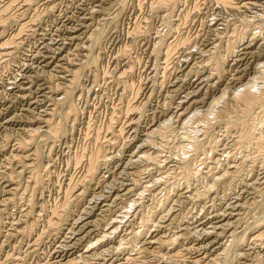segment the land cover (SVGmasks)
<instances>
[{"label":"rangeland","instance_id":"1","mask_svg":"<svg viewBox=\"0 0 264 264\" xmlns=\"http://www.w3.org/2000/svg\"><path fill=\"white\" fill-rule=\"evenodd\" d=\"M28 1H31V7L25 0H0V45L11 36H16L19 42L18 49L11 50V56L0 55V146L4 147L0 152V264H64L66 259L83 249L69 236L74 222L85 217L91 209V197L102 190V186L109 185L110 190L109 183L117 172L130 170L131 166L125 164H129L148 132L167 118H177L174 112H166V108L175 109L181 100L191 95L202 102L192 106L190 111L206 109L226 85L233 90L247 82L253 76L255 66L264 60V30L257 31L260 32L257 34L263 53L253 49L251 55H242L237 64L226 66V75L220 83L206 86V92L198 90L196 75L186 80L178 78L185 74L183 66L186 64L183 63L188 60L187 64L192 63L195 58L199 61L202 58L200 48L211 41L215 43L212 46L221 44L219 52L225 55L227 43L236 38L234 27H237L238 36L247 27L243 15L246 19H257L251 18L260 26H264V21H258L254 13L257 10L219 11L215 2L218 0H175L176 3L174 0H162L164 4L161 0ZM221 21L229 22L231 26L225 30L222 25H217ZM27 22L28 27L18 33L21 25ZM99 36H102L100 40ZM49 42L50 49H44L43 46ZM166 50L171 51L170 59H166ZM37 52L41 53L40 56ZM207 57L203 62H207ZM215 67L207 66L206 70L216 72ZM82 68L81 76L73 82L72 74ZM164 73L165 76L172 74L171 79L165 80ZM232 77L238 80L232 81ZM69 93L78 107L75 123L68 120L65 123L64 120L65 102L70 99L66 95ZM233 106L228 108L227 120L231 116L235 119L242 115ZM256 115L252 123L257 125L252 126L260 131L264 113L258 110ZM176 121L175 124L180 123ZM55 124L64 125L66 132L59 136L52 134L50 128ZM215 124L210 123L211 126L199 134L200 138L206 136L207 139L198 146L202 151H193L194 161L192 159L191 162L199 164L202 159L208 157L209 161L211 156H215L211 153L217 150L215 140L222 137L221 133L226 129L222 123ZM257 151V148L252 149L249 155L256 156L258 162H246L245 169L241 168L245 176L251 164L258 165V168L252 170L250 176L255 173L264 176V155L260 156ZM92 154H95L94 158L99 157L95 162V178L88 172ZM190 159L186 158V161ZM204 169L208 170L207 167ZM35 171H38V177L33 175ZM69 187H72V195L66 206L64 200ZM80 188L87 193L82 194ZM223 188V184L216 186L214 193L207 197L209 204L219 203ZM236 192H242L240 186L236 187ZM257 193L243 195L252 202L241 212L240 222L233 228L234 238L239 236V239L233 238L232 231L225 232L219 242L212 244L209 241L215 237L208 239L186 234L184 239L179 234V239L176 237L178 241L171 248H164V256L156 258V253L139 254L124 248L119 258L130 253L137 256L134 264H143L142 261L144 264H248L256 257V261L249 264H264V235L258 236L259 232L264 234V227L259 226L264 225V196ZM81 202L84 206L78 209ZM189 206L192 204L178 212L184 215ZM55 208L60 215L55 214ZM64 208H69V212L61 211ZM206 209L203 215L209 213L210 209ZM197 210L194 214L200 213ZM179 225H174L172 230L177 231ZM30 226L34 227L27 235L26 230ZM244 235L251 248L248 262L235 253V245ZM232 240L237 243L233 245ZM230 243L233 245L231 251L228 250ZM173 252H177L176 257L171 254ZM226 254L228 257H224ZM250 254L254 255L253 258ZM259 256L263 261L259 262ZM214 258L218 260L214 261ZM114 259L115 256L108 258V264Z\"/></svg>","mask_w":264,"mask_h":264},{"label":"bare ground","instance_id":"2","mask_svg":"<svg viewBox=\"0 0 264 264\" xmlns=\"http://www.w3.org/2000/svg\"><path fill=\"white\" fill-rule=\"evenodd\" d=\"M25 1L27 3L31 2L28 0ZM215 2H217L216 5L218 4L219 11L220 10L223 11V9L225 10L230 9L232 12L234 10L240 12L243 8L246 11L253 10L254 12V10H257L254 13H256L257 16L256 15L255 16L258 18V21H264V0H218ZM31 4L32 3L29 4L30 7ZM120 4L122 5V2ZM169 6H171V4ZM260 11L263 12L259 13ZM243 16H244L243 18L247 21L246 24L247 27L245 28V30L242 29L243 30L242 34L238 36L236 33L238 32L236 31L237 27L233 25L235 26L233 29V33L236 34V38H234V40L231 39L232 41L229 40V42L227 43L228 48L226 49L227 51L225 55H222V53L219 52L222 47L221 44L219 45L217 44V46L216 45L212 46L211 45L213 43L212 41L206 42L204 43V47L202 49L200 48L199 51V53L201 52L202 58L199 59V61H196V59L198 60V58H195L194 62L189 64H187L189 60L186 63H183L186 64V66H183L184 68L183 70L185 71L184 72L185 74L178 78H185L186 80L189 77L196 75L194 76L197 78L195 79L196 80L195 84L200 92H204L207 85L213 86L216 82L220 83L222 81V78L226 75L225 74L227 71L226 66H231L232 64L238 62L242 55L250 54L251 50L253 49H256L255 52H257L258 50L260 53L261 52L263 53L261 49L262 42L261 39L258 37L259 35L257 34L260 32L257 31L264 30V26L263 25L260 26L259 25L260 23L258 24L257 22H254V20L257 19H254L252 17L251 18L254 20H252L251 18L246 19L245 15ZM226 20L227 19H225V21ZM227 21L230 22L231 20L229 19ZM229 22L221 21V23L217 25H222L224 28H226L225 30H227L228 27L231 26ZM240 23L242 24L243 22ZM27 24L28 22L23 23L19 28L18 33H22L28 27ZM243 24L245 25V23ZM216 29H218V27ZM213 30H215V28ZM101 33L102 35L104 34V32ZM216 37H218V35ZM101 38L102 36H99L98 39L100 40ZM18 43L19 42L17 41L16 36L13 37L11 36L10 39L3 40V42H1L0 45V49H1L0 52H2L0 53V55H3L5 57L11 56L13 54V51L11 50L14 49L15 51L16 49H18V45H17ZM93 46L94 45H92V47ZM43 48L50 49V42L45 44ZM75 53L73 52V54ZM165 53H166L165 55L167 56L166 59H168V57L170 59L169 54H171V51L169 53L168 50H166ZM40 54L38 53L37 55L40 56ZM190 55L189 57H192L194 54L192 56ZM206 56H208L207 57L208 59L207 62L205 63L203 62V59ZM43 57H46L45 54ZM62 57L67 58L68 56H62ZM97 62L98 60L95 63ZM50 63L51 61L47 62L46 65H49ZM213 65L216 66L215 71L216 70L217 71L214 72L213 70L208 72V70H206L207 66H213ZM83 70L84 68L79 69L78 71L72 74L73 82H76L79 79ZM171 76L172 74H170L169 76H165L164 73L163 75L165 80H167L168 78L171 79ZM236 79L237 78H233L232 81H235ZM227 80L230 81V78H228ZM209 81L211 82L209 83ZM220 92H219L220 95H218L216 98L211 100V102H209L206 109H202V110L198 109L195 111H190L192 106L202 102L200 101L201 99L198 100L196 96H191L190 94H189L190 97L189 96H186V98L184 97L185 99L181 100L178 107H176L175 109H171L169 106L166 108V112H174L176 114L177 117L176 122H180V123L175 124L176 119L174 120L172 117H170L162 121L159 125L155 126L150 132H148L147 138H145L141 143H139L140 145L138 146V151L134 152L135 153L134 156H131L132 158H130L131 160H129V164H125L131 166V167L129 166L130 170L129 171L123 170L117 172L115 179L111 181L112 183H109L110 190H108L109 185L105 187L102 186L103 189L102 190L100 189V191L98 192L96 191L95 194L91 197L90 199L91 209L87 212L86 216L77 219L73 225L72 222L70 221V225H72V228L70 230L69 238L71 240H74L75 244L82 245L83 249H81L77 255L75 253L72 258L68 260L66 259L65 260L66 262L64 261L65 262L64 264H79L78 261H82L84 264H108V258L112 256L113 257L115 256V259L112 263L110 262L111 264H134L135 263L134 261L137 257V256L135 257L136 254L129 253V256L126 257L122 256L121 258H119V256L121 255L120 253L123 251L124 248H127L131 252L138 251L139 254L141 253L147 255L150 253H156V258H157V256L166 255L163 253L164 248L166 249H168L169 247L171 248L175 244V241L177 240L176 237H178L179 239V236H177L179 234L180 235L182 234L181 237H184L183 235L186 234H192L193 237L194 235L196 237L201 235V237L205 236V238L207 237L208 239L209 237H215L216 239H212L213 241L211 240L209 241L211 242V244L213 242H219L223 234L225 235V232L228 231H232L233 234L231 232L230 233L231 235H233L234 238L235 232L233 228L238 224V222H240L239 216L241 215V212L245 209V207H248L252 202V201L248 202L249 200H247L243 195L248 196L254 193L258 194L257 192H259L264 196V176H260L261 174L258 175L259 173L257 175L255 173L250 176L252 170L258 168V165L253 166L251 164L249 166L248 164V166L251 167L250 171L249 173H246V176L243 174V170L245 169L244 164L246 162L257 161L256 156L253 157L249 155V152L252 149L257 148L259 151V152L257 151V153L260 156L264 155V124H261L262 125L261 130L258 128L260 131H258L257 129L255 130V127L252 126L255 124L252 123V120H254L255 116H257L256 112L259 110L264 113V60L255 66V68L253 69V76L247 82H244L242 85H240L239 87L233 90L228 88V86L226 85L224 89ZM66 97L70 99L65 102L66 103V109L64 112L65 123H67V120L69 122L71 121L72 123H75V121L77 120L76 118L78 117V107L73 101L72 95L70 93L67 94ZM231 105L232 106L235 105L233 106V108L237 107L238 109V110L236 109L238 111L237 113L240 112L242 113V115L236 117L235 119L233 118L234 116L232 117L230 115L231 119L230 120L228 119L229 120L228 121L227 120L228 117H226V115L227 113L230 112L228 111L229 110L228 108L231 107ZM255 109L258 110L255 111ZM232 115L235 114L233 113ZM212 117L215 118L212 119ZM224 118H226L225 119L226 122ZM210 123L213 124L219 123V125H221L222 123V126L226 128L225 131L221 133L222 137L220 138L217 137L215 140V143H217L218 148L217 145H215L217 150H214L215 149L214 148L212 149L214 151H211L212 154L215 153V156L213 157L211 156L212 154L211 155L209 154L211 156L210 157L211 160L207 161L209 159L207 157L208 159L204 158L201 161H199L200 162L199 164H196L195 162H191L194 156L193 151H197V149H199L198 146L205 143V140L207 139L206 136H203L204 137L203 138L202 134H201L202 138H200L199 134L203 132L204 131L203 129L207 128V126L210 125ZM249 125L251 127H254V129L250 128ZM63 128H65L64 125L59 126L58 124H55L54 127L50 128V132L52 134H55L56 136H59L60 134L66 132L63 130ZM208 130L211 131L212 129H208ZM208 130L205 132H208ZM257 145H259L260 147H258ZM3 149L4 147H2L1 145L0 152ZM94 155L95 154H92L90 156L89 164H88V172L93 174L92 175L93 178H95V172H96L95 162H97L99 158L98 156L97 158H94ZM189 157L191 159L189 161H186V158L188 159ZM192 161H194V159ZM204 167L205 168L207 167L208 169L207 171L204 169L206 172L203 170ZM242 167H244L243 170L241 169ZM33 175L35 177H38L37 176L38 171H35ZM237 180L238 182H236ZM221 184L225 186V189L223 188V193L220 197L219 203H214V205L209 204L207 201V197L210 194L214 193L216 186ZM238 186H240L242 190L240 194L236 192V187ZM71 190L72 187H69L67 191L66 199L64 200L65 201L64 203L67 204L66 206H68V202L72 195ZM80 191L82 194L87 193L85 192V190H82L81 188ZM189 204H192V207L189 206L190 208L187 210V212L184 215L178 212V210H181L182 208L186 207ZM81 205L82 202L79 205V208L78 207L77 208L80 209L84 206ZM207 207H209L208 209H210V211L208 214L203 215V212ZM197 209L199 210L200 213L194 214V212L196 213ZM54 211L55 214L57 213V215H60L59 211H57L56 208ZM61 211L68 213L69 208L68 209L64 208ZM181 217L183 219H180ZM62 218H64V216H62ZM67 219L68 218L66 215V220ZM180 220L182 222H180ZM178 223H180V225L177 228L178 230L173 231L174 225ZM259 226L264 227L263 224H259ZM33 227L34 226H30L26 230L27 235L31 234ZM262 227H260L261 230ZM259 233L260 234H258V236L264 235L262 232ZM226 237H228V235H226ZM238 237L239 236H237L234 239H237ZM226 242L228 241L226 240ZM237 242L238 244L235 245L236 248L234 247L236 255L241 256L242 259L248 262L249 261L248 251L249 249H251L248 245L249 244L248 238L245 237L244 235V237ZM235 243L233 241V245ZM222 244L225 243L223 242ZM177 245H179V243ZM233 245L231 244L230 246H228L229 251H231ZM224 248H227V245ZM224 250H222V252H224ZM233 251L234 250H232V252ZM226 252L228 251L226 250ZM171 254L175 255L174 252ZM178 254L180 255V253ZM225 256H227V254L224 255V257ZM165 257H163V259H165ZM174 257H176V255ZM251 257L249 258L251 259ZM260 257L261 256H259V258ZM255 258L256 257H254V260ZM216 260L218 259H215L214 261ZM252 261H250L249 263H251ZM261 261H263V258L259 260V262ZM195 262H197V260H195ZM204 262L206 263V261ZM142 263L144 264L143 261ZM197 263H199V261Z\"/></svg>","mask_w":264,"mask_h":264}]
</instances>
